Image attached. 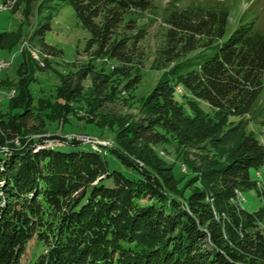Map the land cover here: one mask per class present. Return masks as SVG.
<instances>
[{
    "label": "trees",
    "instance_id": "16d2710c",
    "mask_svg": "<svg viewBox=\"0 0 264 264\" xmlns=\"http://www.w3.org/2000/svg\"><path fill=\"white\" fill-rule=\"evenodd\" d=\"M254 2L245 1L233 27L232 0L1 3L20 14L16 30L0 32L1 49L26 38L51 55L62 53L44 36L70 6L88 32L89 59L59 72L53 97L35 105L28 82L40 66L28 48L20 50L17 82L0 108V264H22L32 239L43 249L29 264H264V186L252 174L264 162V143L246 128L252 120L264 123V105L257 109L264 25ZM157 19L165 29L151 69L161 72L140 97L136 119L94 122L112 131L104 153L96 143L65 139L62 125L86 78L91 111L142 79L144 41ZM97 60L111 63L109 71ZM54 108L62 117L55 116L48 137L26 135L38 131L28 128L29 118L48 119ZM168 141L197 150L191 158L184 150L178 174L154 152ZM107 155L125 170L111 167ZM249 189L262 196L256 210L238 199Z\"/></svg>",
    "mask_w": 264,
    "mask_h": 264
},
{
    "label": "rangeland",
    "instance_id": "374dc122",
    "mask_svg": "<svg viewBox=\"0 0 264 264\" xmlns=\"http://www.w3.org/2000/svg\"><path fill=\"white\" fill-rule=\"evenodd\" d=\"M156 1L161 4L167 0ZM245 1L246 0H232V11L229 17L230 27H233L236 24V20L240 13L247 6ZM3 2L4 0H0V4ZM253 7L258 13L259 21L264 25V0H255ZM19 17V12L13 13L7 7L0 8V32L5 30H16V28L19 27ZM51 26V30L45 33L44 39L49 44L61 49L62 53L60 54L58 53L55 56L51 55L41 50L35 43L29 44L26 38L20 39V41H18L17 44L13 45L11 48H0V59L8 61V64L4 68L0 69V82L3 84L0 85V108H3L6 104L5 102L13 92L12 88L17 82L18 75L16 74V69L22 59V54L20 52L21 49L27 47L30 55L34 59V62L36 61L40 66L39 68L36 67L34 69L33 79L28 82L30 93L34 98L33 104L35 105L36 101L40 97H53L52 95L54 90L59 83V72L67 71L69 68L74 69L76 66H80L88 61L89 52L84 51V46L88 38V32L76 23L70 6H64L59 10L53 18ZM164 29L165 25L158 19L148 26V35L144 41V46L146 47L148 56L142 69L143 77L132 89H122L119 91L117 95L113 96L115 98L114 101H103L97 109L95 108L91 111L90 106L93 100L88 97L89 94L86 91L90 85V81L89 78L84 80L83 84L85 91L71 105L70 110L72 112L69 114L70 116H68V122L62 125L63 131L61 132V135L65 139H78L76 137H79V135L81 137L84 136V140L80 139L83 143H96L99 147L98 151L103 153L108 146L113 145L112 131L107 128V125L110 126L109 123L114 121L116 118H119L123 124H127L131 120L136 119L138 108L140 106V97L149 92L159 77L161 71L151 69V64L153 61L154 51L161 44ZM42 56L48 58V67L45 66ZM72 64H74V66ZM96 64L97 66L103 64L104 71L106 72L109 71V66H111V63L108 62L104 64L101 60H97ZM260 102L263 104L260 106L258 105L259 108L257 109H260L264 105V90L261 94ZM204 105L206 104L202 103L203 107ZM97 111L102 113L99 114ZM102 114L105 118H103ZM61 115L62 110L60 108H54L52 109L51 116H49L48 119L44 118L43 120L38 116L33 119L29 118L28 128L32 125V127H35L38 131L29 132L26 135H42L48 137V135L53 132L52 129H55V116H58L60 119L62 117ZM42 120L44 125H42ZM229 120L236 121L238 120V117L231 116ZM96 121H105L108 124L103 126L102 129L94 123ZM116 127L117 125L114 124L111 128L114 130ZM118 127L116 129H118ZM246 128L248 131L253 132L254 135L264 143V123L252 120L247 124ZM92 140L97 141L92 142ZM14 141L17 143V139ZM51 141L52 140H49L45 144L50 145L53 143L60 146L59 142ZM184 150L190 154L189 158L194 156L197 152L196 149L183 148L181 150L180 148L172 145L171 141L156 146L154 152L167 163L173 162V172L178 174L180 170L179 165L181 162V156L182 153H184ZM179 152H181V155L177 156L180 154ZM107 160L111 167L125 170L112 156L107 155ZM252 174L258 181L261 182V185L264 186V162L256 171L253 170ZM238 199L241 206L247 210H256L263 204L262 196L259 195L255 189L244 190L240 194V198L238 196ZM42 249V245L32 239L28 243L25 253L21 258V263L29 264L32 258L42 251Z\"/></svg>",
    "mask_w": 264,
    "mask_h": 264
},
{
    "label": "bare ground",
    "instance_id": "6f19581e",
    "mask_svg": "<svg viewBox=\"0 0 264 264\" xmlns=\"http://www.w3.org/2000/svg\"><path fill=\"white\" fill-rule=\"evenodd\" d=\"M6 6L0 4V8H5ZM8 64V61H4L3 59H0V69L4 68Z\"/></svg>",
    "mask_w": 264,
    "mask_h": 264
},
{
    "label": "built area",
    "instance_id": "2783aa9c",
    "mask_svg": "<svg viewBox=\"0 0 264 264\" xmlns=\"http://www.w3.org/2000/svg\"><path fill=\"white\" fill-rule=\"evenodd\" d=\"M72 136H74V135H72ZM70 137H71V136H70ZM76 138H78L79 140H80V139H81V140H84V136L81 137V136L79 135V137H76ZM88 140H89V139H88ZM88 140H87V141H88ZM96 141H97V140H92V142H96ZM94 144H95V143H94Z\"/></svg>",
    "mask_w": 264,
    "mask_h": 264
},
{
    "label": "crops",
    "instance_id": "0c3cea01",
    "mask_svg": "<svg viewBox=\"0 0 264 264\" xmlns=\"http://www.w3.org/2000/svg\"><path fill=\"white\" fill-rule=\"evenodd\" d=\"M5 31H7V30H5ZM12 55H13V54H12ZM0 85H3L2 82H0Z\"/></svg>",
    "mask_w": 264,
    "mask_h": 264
}]
</instances>
